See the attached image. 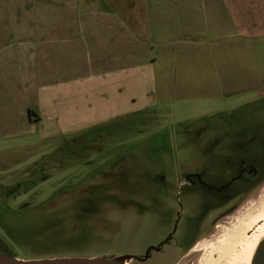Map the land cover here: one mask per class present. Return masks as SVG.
Masks as SVG:
<instances>
[{
    "label": "rangeland",
    "instance_id": "1",
    "mask_svg": "<svg viewBox=\"0 0 264 264\" xmlns=\"http://www.w3.org/2000/svg\"><path fill=\"white\" fill-rule=\"evenodd\" d=\"M225 43L211 49L215 69L221 64L225 71L223 79L214 77L219 87L212 93H160L158 61L153 60L151 68L135 66L117 72L114 84L87 89V98L68 95L58 114L60 126L44 119L33 138L1 144L0 202L7 188L25 189L38 176L48 178L32 187L35 193L0 204V254L21 260L137 255L173 230L179 211L176 236L196 226L200 188L194 184L179 196L182 175L211 164L222 167L215 155L243 157L238 144L253 141L258 131L264 138V41ZM122 84L125 91L119 90ZM84 135L92 137L89 147L74 146ZM263 203L264 183L228 209L211 210L207 228L176 261L171 262L174 252L153 253L148 264L218 260L221 242L239 237ZM263 224L254 225L246 238L256 236ZM243 247L238 242L236 253ZM220 264L241 262L226 258Z\"/></svg>",
    "mask_w": 264,
    "mask_h": 264
},
{
    "label": "crops",
    "instance_id": "2",
    "mask_svg": "<svg viewBox=\"0 0 264 264\" xmlns=\"http://www.w3.org/2000/svg\"><path fill=\"white\" fill-rule=\"evenodd\" d=\"M225 41H264V0H0V145L33 138L44 119L60 126L68 95L153 60L160 93H212L225 71L211 49Z\"/></svg>",
    "mask_w": 264,
    "mask_h": 264
},
{
    "label": "flooded vegetation",
    "instance_id": "3",
    "mask_svg": "<svg viewBox=\"0 0 264 264\" xmlns=\"http://www.w3.org/2000/svg\"><path fill=\"white\" fill-rule=\"evenodd\" d=\"M259 134V131L256 132L254 140L245 145L237 143L240 149L246 152L243 157L242 155H235L234 159L230 160L228 155L217 154L215 157L224 162L222 167L211 164L208 168L184 173L177 183L178 195L181 196L184 193V188L194 184L200 188L196 192L199 194V209L202 211L198 218V223L191 229L184 227L186 229L183 228L179 235L176 236L181 221L179 211L173 230L163 240L148 246L144 253L131 254L137 257L131 262L148 264L153 253L169 254V252H174L175 254L171 262L176 261L178 253L189 248L204 227L205 229L207 228L206 221L211 210L228 209L231 204L235 203L247 192L258 188L264 183V138H260ZM91 138L88 135L79 137L75 140L74 146L78 144L79 146L89 147L87 143ZM252 149H254L253 153L250 152ZM74 151L75 149L73 148L71 152L74 153ZM47 178V176L43 175L38 176L34 186L36 187L37 183L46 181ZM32 187L20 189L16 185L7 188L4 190L5 200L0 202V204L8 205L9 202L13 203L22 195L35 193L36 189H32ZM167 247L168 251L166 252Z\"/></svg>",
    "mask_w": 264,
    "mask_h": 264
},
{
    "label": "water",
    "instance_id": "4",
    "mask_svg": "<svg viewBox=\"0 0 264 264\" xmlns=\"http://www.w3.org/2000/svg\"><path fill=\"white\" fill-rule=\"evenodd\" d=\"M136 258L135 255H102L89 258L62 257L21 260L14 256L0 254V264H127ZM249 264H264V236L258 242Z\"/></svg>",
    "mask_w": 264,
    "mask_h": 264
},
{
    "label": "bare ground",
    "instance_id": "5",
    "mask_svg": "<svg viewBox=\"0 0 264 264\" xmlns=\"http://www.w3.org/2000/svg\"><path fill=\"white\" fill-rule=\"evenodd\" d=\"M261 220H264V203L261 204L259 210L255 214L250 216V218L245 222L243 228L240 230L239 237H236V239L230 238L221 242L219 251L217 252L218 260L211 261L208 264H220L222 261H225L226 258L238 260L241 262V264H249L258 242L264 236V224L259 227L258 234L251 240H248L246 238V232ZM238 242L244 243L243 251L239 254L235 251V247Z\"/></svg>",
    "mask_w": 264,
    "mask_h": 264
},
{
    "label": "snow or ice",
    "instance_id": "6",
    "mask_svg": "<svg viewBox=\"0 0 264 264\" xmlns=\"http://www.w3.org/2000/svg\"><path fill=\"white\" fill-rule=\"evenodd\" d=\"M258 254V253H257Z\"/></svg>",
    "mask_w": 264,
    "mask_h": 264
}]
</instances>
